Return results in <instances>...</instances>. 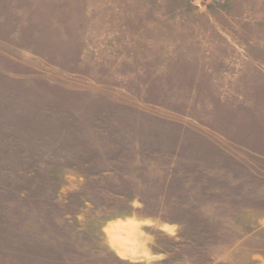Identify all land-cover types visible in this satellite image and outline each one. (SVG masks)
I'll return each instance as SVG.
<instances>
[{
	"label": "rangeland",
	"instance_id": "1",
	"mask_svg": "<svg viewBox=\"0 0 264 264\" xmlns=\"http://www.w3.org/2000/svg\"><path fill=\"white\" fill-rule=\"evenodd\" d=\"M0 264H264V0H0Z\"/></svg>",
	"mask_w": 264,
	"mask_h": 264
},
{
	"label": "bare ground",
	"instance_id": "2",
	"mask_svg": "<svg viewBox=\"0 0 264 264\" xmlns=\"http://www.w3.org/2000/svg\"><path fill=\"white\" fill-rule=\"evenodd\" d=\"M127 224H128V222H127ZM132 228H133V226H132ZM121 230V229H120ZM130 253V252H129Z\"/></svg>",
	"mask_w": 264,
	"mask_h": 264
}]
</instances>
